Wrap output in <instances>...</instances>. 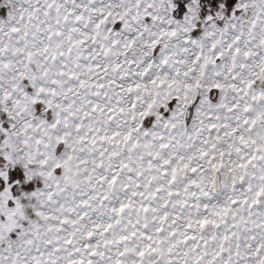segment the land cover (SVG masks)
<instances>
[{
  "label": "snow or ice",
  "instance_id": "1",
  "mask_svg": "<svg viewBox=\"0 0 264 264\" xmlns=\"http://www.w3.org/2000/svg\"><path fill=\"white\" fill-rule=\"evenodd\" d=\"M0 264H264V0H0Z\"/></svg>",
  "mask_w": 264,
  "mask_h": 264
}]
</instances>
